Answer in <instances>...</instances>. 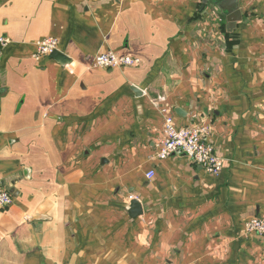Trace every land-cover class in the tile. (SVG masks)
I'll return each instance as SVG.
<instances>
[{"label": "crops", "instance_id": "0c3cea01", "mask_svg": "<svg viewBox=\"0 0 264 264\" xmlns=\"http://www.w3.org/2000/svg\"><path fill=\"white\" fill-rule=\"evenodd\" d=\"M1 36L0 264H264V0H0ZM49 36L66 62L34 58ZM108 50L142 62L92 67ZM159 97L219 176L157 156Z\"/></svg>", "mask_w": 264, "mask_h": 264}, {"label": "built area", "instance_id": "2783aa9c", "mask_svg": "<svg viewBox=\"0 0 264 264\" xmlns=\"http://www.w3.org/2000/svg\"><path fill=\"white\" fill-rule=\"evenodd\" d=\"M222 21V19H218ZM10 42L9 38L0 37V57L4 48ZM59 48V39L53 36L45 37L37 42L34 58L40 61ZM141 58L130 55H119L111 50L96 54L91 66L98 69H113L117 67H135L140 65ZM159 97L154 103L160 107L163 116L161 139L157 143V156L167 158L176 153H182L193 162L201 165L211 175L218 176L226 167L225 160L219 156L214 146L206 141L209 127L206 125L178 126L172 107ZM148 179L155 177V171L147 172ZM13 203V195L7 189L0 187V209H6ZM244 231L247 235L264 237V214L254 216L245 222Z\"/></svg>", "mask_w": 264, "mask_h": 264}, {"label": "water", "instance_id": "95a60500", "mask_svg": "<svg viewBox=\"0 0 264 264\" xmlns=\"http://www.w3.org/2000/svg\"><path fill=\"white\" fill-rule=\"evenodd\" d=\"M233 3L236 5L237 1L238 0H232ZM242 16V12L241 10H239V8H237V6H235V9L234 11L231 12L230 16H229V30H232L235 28V25L237 23L238 20H240ZM52 57H54L55 59H57L58 61L64 63L67 61V57L62 54L61 52L55 50L52 54H51ZM135 91H138L137 88H135ZM131 215L132 217H137L139 214L142 213V209H141V204L138 200H133L132 203H131Z\"/></svg>", "mask_w": 264, "mask_h": 264}, {"label": "rangeland", "instance_id": "374dc122", "mask_svg": "<svg viewBox=\"0 0 264 264\" xmlns=\"http://www.w3.org/2000/svg\"><path fill=\"white\" fill-rule=\"evenodd\" d=\"M219 176V175H218Z\"/></svg>", "mask_w": 264, "mask_h": 264}]
</instances>
